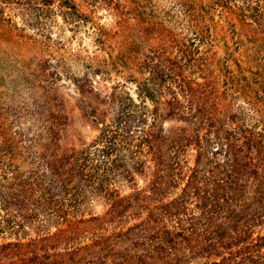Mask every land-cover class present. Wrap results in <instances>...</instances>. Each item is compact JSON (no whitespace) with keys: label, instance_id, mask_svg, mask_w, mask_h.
I'll list each match as a JSON object with an SVG mask.
<instances>
[{"label":"rangeland","instance_id":"374dc122","mask_svg":"<svg viewBox=\"0 0 264 264\" xmlns=\"http://www.w3.org/2000/svg\"><path fill=\"white\" fill-rule=\"evenodd\" d=\"M72 1L75 16L57 0L45 6L41 0H0V182L53 179L58 175L46 171L52 162L65 177L70 166L59 165L60 159L87 174L101 172L96 142L112 129L106 126L121 106L151 107L139 96L142 84L151 87L147 67L176 69L196 95L215 90L227 116L248 112L247 101L264 116V32L243 17L242 1L228 0L195 27L181 13L183 0ZM119 150L111 159L130 169L128 152ZM186 158L192 165L190 153ZM117 169L109 172L115 192L109 200L83 189L84 218L105 216L113 199L145 187L146 172L127 183ZM76 180L71 183L79 189ZM6 194L11 199L16 191ZM6 202L0 195V209L8 208L0 218L9 221L2 224L0 244L27 243L65 227L41 208L23 212Z\"/></svg>","mask_w":264,"mask_h":264},{"label":"trees","instance_id":"16d2710c","mask_svg":"<svg viewBox=\"0 0 264 264\" xmlns=\"http://www.w3.org/2000/svg\"><path fill=\"white\" fill-rule=\"evenodd\" d=\"M53 1L41 0L44 6ZM57 1L75 16L72 0ZM227 1L183 0L179 7L195 27ZM240 1L243 17L264 32V0ZM147 68L151 87L142 84L139 96L151 107L121 106L106 126L112 129L96 142L101 172L87 174L60 159L59 165L70 166L69 177L58 174L52 162L46 171L58 175L53 179H2L0 195L7 204L41 208L65 227L27 243L0 244V264H264V116L250 101L248 112L227 116L215 90L196 95L176 69ZM170 121L177 125L166 128ZM119 149L128 152L130 169L121 170L119 159H111ZM115 168L127 183L146 172L145 187L113 199L105 216L84 218L83 189L109 200L115 193L109 172ZM75 177L79 189L71 183ZM10 189L16 191L11 199ZM5 206L0 212L8 215ZM8 222L0 218V233Z\"/></svg>","mask_w":264,"mask_h":264}]
</instances>
